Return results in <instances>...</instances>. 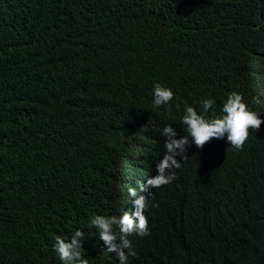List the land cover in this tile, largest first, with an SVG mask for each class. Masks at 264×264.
Here are the masks:
<instances>
[{
	"label": "trees",
	"instance_id": "obj_1",
	"mask_svg": "<svg viewBox=\"0 0 264 264\" xmlns=\"http://www.w3.org/2000/svg\"><path fill=\"white\" fill-rule=\"evenodd\" d=\"M174 92L154 108V83ZM239 92L264 109V0H0V264H59L54 237L130 210L172 124ZM258 97L261 104L251 103ZM237 151L189 143L147 198L150 235L129 264H264V117Z\"/></svg>",
	"mask_w": 264,
	"mask_h": 264
},
{
	"label": "clouds",
	"instance_id": "obj_2",
	"mask_svg": "<svg viewBox=\"0 0 264 264\" xmlns=\"http://www.w3.org/2000/svg\"><path fill=\"white\" fill-rule=\"evenodd\" d=\"M174 92L170 87L157 82L151 90V104L154 108L165 106L170 108ZM251 103L261 104L258 97H252ZM201 110L188 106L180 116L185 134L177 136L172 124H165L160 135L165 137L162 158L155 164L154 175L135 186H128L127 197L131 204L130 210H121L118 215H102L93 213L87 227L95 230L101 250L114 253L118 264H129V258L136 252L129 237L144 238L150 235L149 220L145 216L148 208L147 198L155 189L172 183L175 178L173 169H179L185 161L189 143L199 149L212 139L223 140L229 147L239 151L249 137V130H258L264 117L262 111H254L245 102L241 93L231 91L220 105L217 115L213 109L214 99L205 97L200 100ZM177 158H179L178 162ZM84 231L80 228L70 230L65 236H55L51 245L59 264H89L84 258Z\"/></svg>",
	"mask_w": 264,
	"mask_h": 264
}]
</instances>
